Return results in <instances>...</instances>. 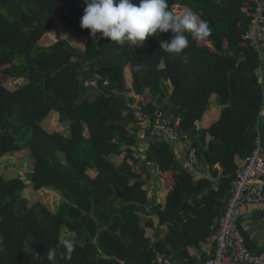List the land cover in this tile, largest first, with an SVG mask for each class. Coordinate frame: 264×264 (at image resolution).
I'll return each mask as SVG.
<instances>
[{
    "label": "trees",
    "instance_id": "1",
    "mask_svg": "<svg viewBox=\"0 0 264 264\" xmlns=\"http://www.w3.org/2000/svg\"><path fill=\"white\" fill-rule=\"evenodd\" d=\"M168 3L176 15L174 7L193 10L212 34L203 41L189 36V47L175 55L159 49L170 32L147 37L140 47L91 37L80 28L83 0H0V161L27 156L12 170L0 169V264H50L51 247L58 264H154L157 254L173 264H198L190 249L201 260L211 255L202 247L215 241L223 204L260 136L259 56L244 37L254 4ZM62 8L71 21L61 18ZM67 32L82 40L81 49L65 39ZM165 62L183 73L181 104L163 86ZM3 77L12 80L9 89ZM90 80L95 88L85 85ZM126 102L151 116H178L180 133L193 138L198 163L214 183L195 180L167 140H139ZM216 106L218 118L204 123ZM51 116L60 130L44 127ZM139 152L150 166L135 158ZM153 167L155 180L170 172L172 185L150 204L144 177ZM43 190L60 197L52 221L42 201L29 197ZM65 239L75 243L70 259L62 258Z\"/></svg>",
    "mask_w": 264,
    "mask_h": 264
},
{
    "label": "built area",
    "instance_id": "2",
    "mask_svg": "<svg viewBox=\"0 0 264 264\" xmlns=\"http://www.w3.org/2000/svg\"><path fill=\"white\" fill-rule=\"evenodd\" d=\"M254 14L245 33V39L259 56L257 82L264 89V0H251ZM86 86L96 87V80L86 82ZM134 123L138 128V139L159 138L163 140H179L186 147V159L190 166L198 167L199 163L191 136L180 134L177 122L173 123L163 113L155 116L144 111V107L133 102H126ZM264 110L261 112V117ZM260 135V134H259ZM141 163L150 166L143 152L135 154ZM159 170L155 168L157 175ZM264 204V147L260 136L255 142L252 154L238 172L229 194L223 204L218 220L213 254L205 260L198 258V264H264V253H253L246 239L236 226L238 211L244 207ZM154 264H173L162 255H156Z\"/></svg>",
    "mask_w": 264,
    "mask_h": 264
},
{
    "label": "clouds",
    "instance_id": "3",
    "mask_svg": "<svg viewBox=\"0 0 264 264\" xmlns=\"http://www.w3.org/2000/svg\"><path fill=\"white\" fill-rule=\"evenodd\" d=\"M83 16L80 28L89 30L91 37L97 33L111 43L120 46L140 47L147 37H159L171 33L170 40H160L159 49L169 54H181L189 47V36L203 41L212 34L206 20L200 19L189 9L182 16L174 14L168 0H83ZM142 64H135L134 70L140 71ZM62 258L70 259L75 251L73 240L65 239ZM25 251L31 253L28 244ZM58 249H48L46 259L50 264H58Z\"/></svg>",
    "mask_w": 264,
    "mask_h": 264
},
{
    "label": "crops",
    "instance_id": "4",
    "mask_svg": "<svg viewBox=\"0 0 264 264\" xmlns=\"http://www.w3.org/2000/svg\"><path fill=\"white\" fill-rule=\"evenodd\" d=\"M165 66L166 68L169 69V74H168V81L163 86L168 90L167 94L170 95L172 92H175L176 103L181 104L185 100L184 90H183V86L181 83L183 73L179 71L178 69L172 67L167 62H165ZM263 95H264V89H263ZM218 112L219 111H218L217 106L212 108L211 111L207 112L204 115L203 122L204 123L214 122L218 118V115H219ZM175 116L169 115L166 118L171 120L173 123L177 122L178 124V119H177L178 116L176 117ZM178 130H179V127H178ZM167 144L172 149L179 165L185 168L186 170H188L190 175L195 180H198V181L206 180V181H210L212 184L214 183L215 178L210 175L206 167L202 166L201 164H199L198 167H193L188 164L187 159H186V147L182 141L167 140ZM155 168L156 167H153L151 170L149 168V172L151 173L149 175V178L144 177V179L148 183V188H149L148 200L150 204L160 202L161 189L172 185V179H171L170 172L162 174L158 180L157 179L155 180L154 177H157V175H155ZM237 219H240L239 226L246 233L249 241L255 247H263L264 246V204L247 206V207L240 209L237 214ZM153 222H154L155 228H157L160 235L161 236L165 235L167 231L166 228L158 227V221L155 219ZM202 248L206 254H213V251L215 248V241L213 240L208 241L207 243L203 245ZM189 252L191 255H194V256L197 254L194 249H190Z\"/></svg>",
    "mask_w": 264,
    "mask_h": 264
},
{
    "label": "rangeland",
    "instance_id": "5",
    "mask_svg": "<svg viewBox=\"0 0 264 264\" xmlns=\"http://www.w3.org/2000/svg\"><path fill=\"white\" fill-rule=\"evenodd\" d=\"M174 10L180 16L183 15V13L181 11H179L177 8L174 7ZM60 15L64 21L68 22V21L72 20L71 15L69 16L67 14V8H62ZM78 18L81 19L82 16L80 15ZM60 26H61V24L58 21V28L59 29H61ZM52 35H55V34H52ZM65 39L71 44V46H73L75 48L81 49L83 46L82 40L76 39L71 32H67L65 34ZM2 83L7 89H9L11 84H12V80L8 79L7 77H3ZM44 127L48 131H54V130H60L61 129L57 125V119L55 116H51L49 119H47V121L44 123ZM26 159H27V156H26V154H23V153L6 155V157H4L0 161V169H4L7 167V168L12 170V168H14L16 165L23 162L21 160H26ZM18 169H19V167L16 168V170H18ZM22 173H23V171H22ZM29 197H30V199H34V200L38 199V200L42 201V203L44 205V214L46 215L45 219H49L50 221H52L51 215L53 212L56 211V209L59 205V202H60V197L58 196V194L47 191V190H43V191H40L39 193H31V194H29Z\"/></svg>",
    "mask_w": 264,
    "mask_h": 264
},
{
    "label": "water",
    "instance_id": "6",
    "mask_svg": "<svg viewBox=\"0 0 264 264\" xmlns=\"http://www.w3.org/2000/svg\"><path fill=\"white\" fill-rule=\"evenodd\" d=\"M260 139H261V143L264 147V114L262 115L261 117V127H260ZM221 213H222V210H221ZM239 222H240V219H236V226L238 228V230L240 231V233L243 235V237L246 239L247 241V244H248V247L250 248V250L253 252V253H264V246L263 247H255L248 239L246 233L240 228L239 226ZM107 258V257H105Z\"/></svg>",
    "mask_w": 264,
    "mask_h": 264
}]
</instances>
